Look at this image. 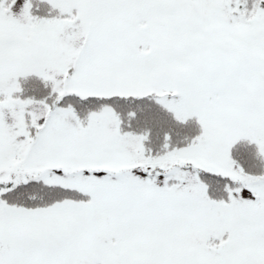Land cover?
<instances>
[{
  "label": "snow or ice",
  "instance_id": "snow-or-ice-1",
  "mask_svg": "<svg viewBox=\"0 0 264 264\" xmlns=\"http://www.w3.org/2000/svg\"><path fill=\"white\" fill-rule=\"evenodd\" d=\"M0 264H264V0H0Z\"/></svg>",
  "mask_w": 264,
  "mask_h": 264
}]
</instances>
